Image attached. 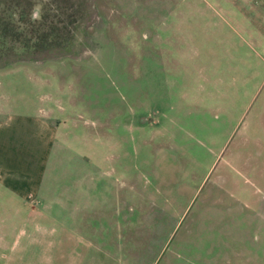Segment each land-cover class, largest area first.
<instances>
[{"label":"rangeland","instance_id":"obj_1","mask_svg":"<svg viewBox=\"0 0 264 264\" xmlns=\"http://www.w3.org/2000/svg\"><path fill=\"white\" fill-rule=\"evenodd\" d=\"M32 89L108 135L106 262L264 264V0H0V104Z\"/></svg>","mask_w":264,"mask_h":264},{"label":"crops","instance_id":"obj_2","mask_svg":"<svg viewBox=\"0 0 264 264\" xmlns=\"http://www.w3.org/2000/svg\"><path fill=\"white\" fill-rule=\"evenodd\" d=\"M31 94L0 104V264H110L95 243L120 237L119 226L108 236L119 224L108 200L120 175L103 150L108 135L53 118Z\"/></svg>","mask_w":264,"mask_h":264},{"label":"clouds","instance_id":"obj_3","mask_svg":"<svg viewBox=\"0 0 264 264\" xmlns=\"http://www.w3.org/2000/svg\"><path fill=\"white\" fill-rule=\"evenodd\" d=\"M33 18L35 19V18H37V15L34 13V15H33Z\"/></svg>","mask_w":264,"mask_h":264}]
</instances>
